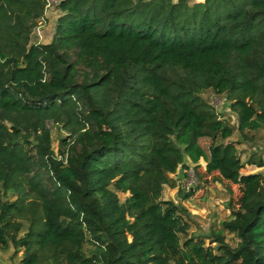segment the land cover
<instances>
[{
    "label": "trees",
    "instance_id": "trees-1",
    "mask_svg": "<svg viewBox=\"0 0 264 264\" xmlns=\"http://www.w3.org/2000/svg\"><path fill=\"white\" fill-rule=\"evenodd\" d=\"M43 6L0 0V245L20 264H264V175L225 141L264 128V0H60L51 40L29 43ZM187 157L240 191L214 245L162 198Z\"/></svg>",
    "mask_w": 264,
    "mask_h": 264
},
{
    "label": "rangeland",
    "instance_id": "rangeland-1",
    "mask_svg": "<svg viewBox=\"0 0 264 264\" xmlns=\"http://www.w3.org/2000/svg\"><path fill=\"white\" fill-rule=\"evenodd\" d=\"M192 2L193 0H191ZM57 13H59L57 6L43 10L42 14L35 20L34 32L30 34L29 43H47L51 40ZM42 16L45 22L38 24ZM36 26H38V29ZM201 95L205 101L215 108L220 118L228 119L230 124L235 127L236 114L231 110L230 102L225 94H215L212 89L208 88ZM48 126L51 130V146L54 152H57L59 141L67 135V132L55 123L48 122ZM198 141L208 151V146L212 141L211 138L202 137ZM225 141H231L236 145L244 164L241 169L242 173L260 172L264 175V128L246 129L244 133L235 130L233 135ZM259 162H262L261 165H259ZM203 165L204 163L201 161L200 166L197 168L200 176L193 171L192 163H190L189 168L191 171L188 169L186 173L178 168L177 172L172 174L173 177L179 178L176 181L177 186L173 188L164 185L162 198L176 199L186 208L187 213L184 218L189 223L188 236L203 238L207 245H214V242H210L211 234L221 227V221L229 217L231 211L228 205L229 200L234 207H237L236 200L240 191L237 184L220 179L217 172L206 174ZM186 186L194 188L195 191L190 198L182 200L178 197L177 191L179 187L182 188L183 192L188 191ZM118 195L121 201L126 196L122 193H118ZM224 236L225 242L230 246L237 245L238 238L235 234L224 231ZM86 250L88 252L91 247H87ZM22 253V248L15 251L12 245H9L8 248H3L0 245V264H20Z\"/></svg>",
    "mask_w": 264,
    "mask_h": 264
},
{
    "label": "built area",
    "instance_id": "built-area-1",
    "mask_svg": "<svg viewBox=\"0 0 264 264\" xmlns=\"http://www.w3.org/2000/svg\"><path fill=\"white\" fill-rule=\"evenodd\" d=\"M44 1V8L43 10H47L48 8L50 7H53V6H57V4L59 3L60 0H43ZM43 22H45L44 20V17L42 16L39 21H38V24H42ZM34 28L35 26L32 28V31L31 32H34ZM36 28L38 29V26H36ZM38 33V32H37ZM191 171V169H189ZM187 189H192V187L189 188V186H186Z\"/></svg>",
    "mask_w": 264,
    "mask_h": 264
},
{
    "label": "crops",
    "instance_id": "crops-1",
    "mask_svg": "<svg viewBox=\"0 0 264 264\" xmlns=\"http://www.w3.org/2000/svg\"><path fill=\"white\" fill-rule=\"evenodd\" d=\"M193 1H196V2H202L203 0H193ZM58 15H59V13H57V14L55 15V18H56ZM201 161H203V163H204L203 166H205V162H204L203 159H200V160H199V164H201ZM186 163H188L189 165H190V163H191V161L189 160L188 157L186 158ZM177 170H178V169H177ZM177 170H176V172H177ZM182 171H184V169H182ZM174 173H175V172H174ZM172 174H173V173H171L170 176H171L172 178H174L175 181H178L179 178H178V177H177V178H176V177H173ZM176 186H177V182H176ZM176 186H175V187H176ZM175 187H173V188H175ZM167 199H171V198H167ZM173 200H174L175 202H177L176 199H173Z\"/></svg>",
    "mask_w": 264,
    "mask_h": 264
}]
</instances>
